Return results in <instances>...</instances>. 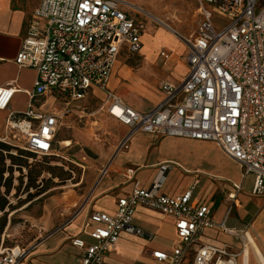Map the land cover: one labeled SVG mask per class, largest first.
Returning <instances> with one entry per match:
<instances>
[{
    "label": "built area",
    "instance_id": "obj_1",
    "mask_svg": "<svg viewBox=\"0 0 264 264\" xmlns=\"http://www.w3.org/2000/svg\"><path fill=\"white\" fill-rule=\"evenodd\" d=\"M185 1H196L201 16L196 34L181 36L188 48L186 76L179 83L162 82V101L141 112L109 89L120 58L136 56L142 48L145 24L125 10L136 11V7L122 0H41L15 58L19 68L33 69L38 75L34 90L28 93V109L20 116L10 113L7 119L6 129L26 138L18 148L37 156L52 155L60 120L76 110L85 114L86 107L80 109L79 104L98 98L100 92L104 98L96 113H106L126 126L129 133L125 142L136 132L156 139L213 142L241 167L243 177L255 175L253 193H263L264 0ZM215 16L225 22L223 27L216 24ZM160 56L164 63L170 59L168 52ZM17 91L12 85L0 87V110L9 108ZM48 98L66 103L62 115L43 111L49 106ZM38 100H42L39 107L35 105ZM9 139L6 136L1 142L9 144ZM169 170L170 164L160 165L150 188L136 182L132 192L118 201L114 214L94 212L88 216L85 228L91 224L95 227L84 233L92 242L79 236L69 239L79 250L77 264H103L124 233L151 240V234L133 224L140 206L175 222L179 243L171 253L154 251L152 256L158 264H251L248 244L240 251L228 246H196L206 228L231 235L236 232L227 228L229 213L217 223L209 206H195L193 189L177 196L162 194ZM128 174L133 178L135 172ZM27 254L19 247L1 252L0 264H20Z\"/></svg>",
    "mask_w": 264,
    "mask_h": 264
},
{
    "label": "crops",
    "instance_id": "obj_2",
    "mask_svg": "<svg viewBox=\"0 0 264 264\" xmlns=\"http://www.w3.org/2000/svg\"><path fill=\"white\" fill-rule=\"evenodd\" d=\"M40 3L41 0H0V87L12 85L18 90L9 108L0 110V141L8 136L6 123L10 113L20 116L28 109V93L34 90L38 77L33 69L19 68L15 58L26 36L31 15ZM177 35L180 34L163 30L153 34L144 32L139 54L120 58L109 89L127 105L141 112H148L157 106L163 98L160 90L162 82L179 83L187 73L185 57L188 48ZM161 52L170 53L168 62L164 63ZM137 57L140 58L138 65L121 63L126 58ZM97 96L99 99L90 100L99 102V105L104 94L98 92ZM41 103L42 100H38L35 105L39 107ZM47 103L49 106L43 111L49 109V112L63 114V106L58 102L48 98ZM99 114L118 122L106 113ZM111 124L117 141L114 145L97 150L91 143L84 142L90 153L101 155L97 164L101 179L95 186L92 201L87 205L91 212H88L81 227L71 225L41 240L20 264H77L79 250L69 239L79 236L87 243L92 242L84 233L95 227L91 224L85 228L88 216L94 212L114 214L118 201L132 192L136 182L143 188L152 186L159 175V166L163 164H170V170L166 174L162 194L177 196L193 189V204L209 206L215 222H222L229 213L226 225L236 234L206 228L196 246H228L233 251H240L243 244H248L251 264L264 259V192L253 193L255 175L243 177L241 167L225 156L213 142L178 137L156 139L143 132L134 133L125 142L129 129L119 122ZM130 170L135 172L133 178L128 174ZM231 195H235L234 199ZM133 224L151 234L152 239L122 234L117 247L105 256L103 264H158L152 253L158 250L171 253L179 243L174 220L159 212L140 206Z\"/></svg>",
    "mask_w": 264,
    "mask_h": 264
},
{
    "label": "rangeland",
    "instance_id": "obj_3",
    "mask_svg": "<svg viewBox=\"0 0 264 264\" xmlns=\"http://www.w3.org/2000/svg\"><path fill=\"white\" fill-rule=\"evenodd\" d=\"M122 1L129 7H136V11L125 8L136 17L138 22L146 25L145 32L148 34L163 30L188 38L189 35L196 34L201 21L196 1ZM207 9L211 11L212 7L207 6ZM215 22L220 24V28L225 23L217 16H215ZM162 23L168 25L175 32ZM180 35L177 36L182 40ZM127 60L129 58L121 63L131 66L140 63L138 57ZM181 71L184 72V69ZM98 103L88 100L86 103L79 104L80 109L86 107L85 114L81 113V110H76L77 114L70 113L62 118V126L55 138L52 155H28L32 153L18 148L26 141V138L23 140V136L18 132L13 134L7 130L12 141L7 145L13 148L10 153L21 158L24 164H28L29 170L34 175H39L37 185H40L39 189L42 191L31 189L28 192L26 188L28 170L23 169L24 183L20 185L18 178L21 174L17 171V167H14L13 188L8 196V201L12 204L13 209L6 210L7 225L1 236L0 254L19 247L28 252L26 257L28 258L39 242L46 237L71 225L81 227L90 211L87 205L92 201L91 197L95 186L101 179L97 170L101 155L100 153L98 155L90 153L84 142L91 143L97 150L110 147L117 142L111 122H118L97 114ZM91 114L95 116L91 117ZM18 150L24 153L18 152ZM9 166L10 161H6V168L8 169ZM251 176L253 175L246 177L251 178ZM8 177L9 174L6 173L4 180ZM17 189H19L18 192ZM0 217H4V214H0ZM23 261L25 260L23 259Z\"/></svg>",
    "mask_w": 264,
    "mask_h": 264
},
{
    "label": "trees",
    "instance_id": "obj_4",
    "mask_svg": "<svg viewBox=\"0 0 264 264\" xmlns=\"http://www.w3.org/2000/svg\"><path fill=\"white\" fill-rule=\"evenodd\" d=\"M18 149V148H16ZM13 148L6 143L0 142V214H4V217H0V243H1V236L4 233L5 227L7 225L6 221V210L13 209L12 204L8 201V196L10 195L12 188H13V174H14V167H17V171L20 172L21 176L18 178L20 185L24 183V174L23 169L28 170V175H26L27 184L26 188L28 192L31 189H36L38 191H42L39 189L40 185H37L39 175H34L30 169L28 164H24L21 158L14 156L10 152ZM18 152L24 153L21 150ZM28 154V153H27ZM33 156V154H28ZM6 161H10V166L8 169L6 168ZM8 173L9 177L4 180L5 174ZM19 189H17L18 192ZM31 196V194H29Z\"/></svg>",
    "mask_w": 264,
    "mask_h": 264
},
{
    "label": "bare ground",
    "instance_id": "obj_5",
    "mask_svg": "<svg viewBox=\"0 0 264 264\" xmlns=\"http://www.w3.org/2000/svg\"><path fill=\"white\" fill-rule=\"evenodd\" d=\"M161 22V21H160ZM162 24H164L166 27H168L170 30H172L168 25H166L165 23H162ZM173 31V30H172ZM173 32H175V31H173ZM61 106H63V112H64V108L66 107V103H64V102H61V101H59L58 102ZM50 114H52V115H55V116H60L59 114H57L56 112H50ZM62 115V114H61ZM23 140H24V137L22 138ZM262 258V257H261ZM261 261L262 262H264V259L262 258L261 259Z\"/></svg>",
    "mask_w": 264,
    "mask_h": 264
}]
</instances>
